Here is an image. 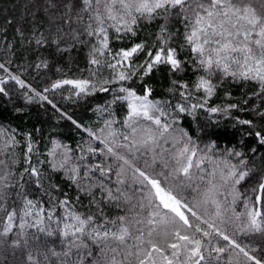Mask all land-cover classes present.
Here are the masks:
<instances>
[{
    "label": "snow or ice",
    "instance_id": "1",
    "mask_svg": "<svg viewBox=\"0 0 264 264\" xmlns=\"http://www.w3.org/2000/svg\"><path fill=\"white\" fill-rule=\"evenodd\" d=\"M84 50L88 76L55 80L43 92L9 70L30 54L36 69L62 72L58 61ZM0 54L4 97L9 82L27 102L54 109L44 93L65 86L112 97L96 109L102 126L84 128L89 140L75 149L52 140L41 152L39 129L0 123V264H264V168L254 162H264V0H26L19 16L0 22ZM161 68L170 99L130 86ZM225 85L254 90L243 107L210 106ZM117 103L123 120L111 111ZM200 110L251 113L232 117V127L241 130L239 145L254 138L256 146L193 139L181 121Z\"/></svg>",
    "mask_w": 264,
    "mask_h": 264
},
{
    "label": "trees",
    "instance_id": "2",
    "mask_svg": "<svg viewBox=\"0 0 264 264\" xmlns=\"http://www.w3.org/2000/svg\"><path fill=\"white\" fill-rule=\"evenodd\" d=\"M26 0H0V22L4 17L19 16L23 11V6ZM155 30L154 26L143 31L138 39L148 38L149 34ZM122 46V45H117ZM85 52H74L73 59L67 58L58 61L62 66L63 71L57 72L55 66H50L48 69H36L35 58L30 54L17 55L13 58V64L9 67V70L20 76L26 83L30 84L32 88L37 91L43 92L44 88H50L51 83L55 80L64 78H81L87 77L86 71L88 65L85 57ZM46 54V53H45ZM141 56L139 60H142ZM7 60L6 56L0 54V62ZM0 75L6 76V73L0 72ZM143 84H147L152 88V99L167 100L170 99V94L167 91L169 87V76L167 70L161 68L159 71H154L150 76L145 77L141 82L136 80L131 83V87H134L138 93L143 92ZM115 87V86H114ZM10 98L0 95V123L7 126L17 128L22 132H34L35 129H39L38 132H34L35 139L38 142V146L41 152H45L48 147L51 146L52 140H58L63 144H67L71 148L75 149L78 144H83L89 140L87 132L84 128H90L96 130L102 126V116L96 111L98 106H106L107 102L111 100L109 93H95L92 95L76 96L71 90V86H65L62 89H56L44 93L48 96V99L56 105L54 109L46 101L33 100L31 103L27 102V98L24 96V89H20L14 82H9L7 85ZM254 90L253 85L247 87L239 85H225L221 91L212 98L209 102L210 106L224 107L228 103H240L243 107L242 101L247 99ZM225 93H231V97L225 95ZM174 102V101H173ZM251 103V101H250ZM21 108L23 112L17 113L15 109ZM59 109V111H57ZM111 111L114 112L115 117L118 120H123L126 115V107L123 104L117 103L111 106ZM61 113H66L74 120L80 123L83 128H77L71 123V121L63 118ZM238 116L242 119H252L253 115L248 112L232 111L230 116L223 114H210L200 110L196 114V118L193 119L189 116H184L181 121V126L185 128L193 139L201 142H207L214 140L219 148L237 146L242 147L245 152H249L251 147H255L256 143L254 138L247 139L245 145H239V139L241 137V130L239 126L233 128L234 120L232 117ZM218 121V125L214 122ZM207 124L208 127L205 132H201L200 128ZM93 146H96L94 143ZM261 154H264V148L259 149ZM250 154V153H249ZM43 158V157H41ZM255 164L257 167L264 168V162L260 160V157L255 158ZM55 182L60 184L61 187L68 192L69 196L75 195V189L71 187L66 180L60 174L54 175ZM255 180L245 181L240 190L244 191L250 185L254 184ZM238 212L243 211V207L240 204L236 205ZM249 238L243 237L241 243H248ZM235 256V254H233ZM243 262V256L237 257Z\"/></svg>",
    "mask_w": 264,
    "mask_h": 264
}]
</instances>
